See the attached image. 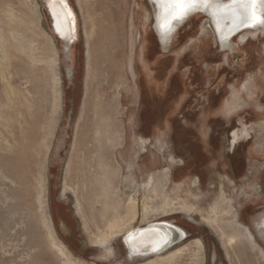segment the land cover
<instances>
[{
	"label": "rangeland",
	"instance_id": "374dc122",
	"mask_svg": "<svg viewBox=\"0 0 264 264\" xmlns=\"http://www.w3.org/2000/svg\"><path fill=\"white\" fill-rule=\"evenodd\" d=\"M68 1L74 43L56 32L53 0V16L48 0H0V264H264V36L240 33L228 55L198 14L164 48L149 0ZM208 74H246L248 90H230L237 102L217 111L228 94L216 80L206 102L210 82L199 79ZM98 94L120 99L121 137L111 154L121 172L117 214L81 203L73 169ZM251 107L258 113L244 111ZM229 120L247 121L253 139L231 145ZM81 158L85 175L89 155ZM133 194L131 227L168 220L187 239L130 258L118 226ZM49 220L76 261L54 245Z\"/></svg>",
	"mask_w": 264,
	"mask_h": 264
},
{
	"label": "bare ground",
	"instance_id": "6f19581e",
	"mask_svg": "<svg viewBox=\"0 0 264 264\" xmlns=\"http://www.w3.org/2000/svg\"><path fill=\"white\" fill-rule=\"evenodd\" d=\"M228 1L229 0H206V5L204 3H201L200 7L196 8L194 11L188 14L190 16L186 19L185 23L198 14H204L208 16V18L210 19L212 29L216 33L212 18L208 15L209 13L208 11L209 9H212V10L218 9V11L216 12L215 18L219 19L221 22H217V28L220 32V35L226 38L222 51L230 55V54L235 53L234 49L236 48L233 38H235L236 36H238L240 33H243V32L259 33V37L261 36L260 34L264 36V24H255L253 26V21L250 19V14L247 12H245V14H247L248 17H247V20L244 26L241 24L240 25L237 24L234 27H230L229 25L221 24L223 19L235 18L237 20L240 17L242 7L244 3L246 2V0H233L232 2H228ZM229 3H231V5H229ZM255 11H256L257 17L264 20V0H257V6H256ZM68 12L69 11L65 7H63L60 3L54 4V16H55V24H56L57 30L60 31L62 36L69 39L70 43H74L77 37V27H78V25L76 27L77 18L75 14H71V16H68L67 15ZM176 25L177 24L174 25V23L172 22L169 25V27L172 26L173 28H175ZM245 26L248 28H245L244 30L239 32L237 35L233 36V34L238 29H240L241 27H245ZM181 27L179 29H181ZM178 31L176 33H178ZM117 96H119V94ZM115 97L111 99H105L101 95L99 97V94H98V99L92 104L93 105L92 107L93 117H92V121L88 125L89 137L86 136V138H83L81 140L80 148L77 149L78 151L76 153L77 159L73 166V169L75 167V172L77 173L79 179L81 180L82 193H83L82 199L86 200V201H81V203L82 204L103 205L104 212L108 211V208L112 207L113 209L115 207L113 204H115V195L119 192L118 188H119L120 179H121L120 178L121 172L117 171L114 163L111 160L112 151L118 145V142L121 137L119 119H118V113H119L118 106L120 104L117 101V99L119 98L116 99ZM242 137H245V138L249 137V129L246 124H244L240 132L238 131V132L233 133L234 140H238V142H239V139ZM89 141L92 143V145L89 148H87L86 144ZM142 142L144 144H147L145 140H142ZM78 152H80V155L78 154ZM84 152L89 155L90 161L89 163H87V166L85 168V175H80L77 171V164L79 163V160L82 157ZM69 161H70L69 166L71 167L73 163L71 162V160ZM164 169H168V167ZM39 177H40V181L46 180L45 175H44V167L41 170ZM154 179H155V176L151 175L149 177V180L143 186H145L146 188L151 187L154 182ZM102 181L104 182V186L101 188L100 183ZM46 190L47 189H45V191ZM128 200H129L127 203L128 210H127L126 216L122 218V216L120 215V218L122 219V221H120V225L118 226L119 227L118 229L124 231L125 236L127 234H130V236H133L134 238H136L135 235L139 234V228L144 227V226H132L131 227L133 221H135L137 217V213H136L137 197L135 196V194H133ZM148 205L151 206L150 204ZM113 210L116 213V209L114 208ZM114 217L116 218V215ZM114 217L112 218L110 217L111 218L110 224H114L112 221ZM150 217H153V215L152 214L149 215L147 211L144 214L143 219L146 221V219H151ZM149 221L150 222H148V224L153 223L152 219ZM170 224H173V223L170 222ZM49 225H50L52 235L54 238V245L60 250V253H62V255L68 258H71V259L74 258L73 260L76 261L77 259L75 258L73 253L70 251L68 246L64 243V241L60 239L58 234L56 235L53 229L51 220H49ZM111 227L113 228V226ZM136 228L138 229L137 231L135 230ZM156 229H157L156 233L151 234L150 232H148L146 234L152 237V239H155L153 246H150L148 248H153V249H158V250L164 249L167 245L170 244L169 239L172 236L173 232L167 226H157ZM143 238L144 237H141L140 239H143ZM145 239H148V238H145Z\"/></svg>",
	"mask_w": 264,
	"mask_h": 264
},
{
	"label": "water",
	"instance_id": "95a60500",
	"mask_svg": "<svg viewBox=\"0 0 264 264\" xmlns=\"http://www.w3.org/2000/svg\"><path fill=\"white\" fill-rule=\"evenodd\" d=\"M149 1L151 2V4L153 5V8H154V18H155L154 30L157 34L159 41L162 43L163 47L168 48L170 43L173 41V38L176 35V32L185 23L186 19L190 15H187L182 20L173 21L174 25L177 24L175 28L170 26L167 29H164L161 27V24L163 23V19H162V15H161V11H162L161 7L157 6L158 0H149ZM232 1L233 0H229L228 2H232ZM48 5H49V0H48ZM67 5H68V2H67ZM229 5H231V3H229ZM225 7H227V6H225ZM49 10H50L51 15H52V9H51L50 5H49ZM217 11H218V9L217 10L209 9L208 15L212 18L213 25H214L215 30H216L217 38H218V41L220 43V47L223 48V45L225 44L226 38H224L223 36L220 35V32L217 28V22H221L219 19L215 18ZM247 17L248 16H247V14H245V10L242 7L241 15L237 20L235 18L223 19L221 24H226V25H229L230 27H234L237 24H239V25L241 24L244 26V24L247 20ZM54 26H55V21H54ZM245 28H248V27H246V26L241 27L240 29H238L233 34V36L237 35L239 32H241ZM56 32H58V34L61 35L60 31L56 30ZM63 39L69 43V39H67L66 37H63ZM157 226H167L173 232L172 236L169 239L170 244L167 245L164 249H160V250L148 248L150 246H153L155 239H152V237H150L149 235H146L148 232H150L151 234L156 233L157 232V229H156ZM180 229H181V227L179 225H177L175 223L170 224V221H168V220L156 221V222H153L152 224H148L144 227L139 228V234L135 235L136 238H134L133 236H130V234H127L126 236L124 235L123 241H124V245L126 246V249H127V252H128V255L130 256V258L148 257V256L163 253L164 251H166L169 248H171L172 246H174L177 243V241L180 239H181V241L186 240L188 237L187 231H186V234L183 235L181 233ZM135 230L137 231L138 229L136 228ZM141 237H144V238L140 239ZM145 238H148V239H145Z\"/></svg>",
	"mask_w": 264,
	"mask_h": 264
},
{
	"label": "flooded vegetation",
	"instance_id": "af4514ba",
	"mask_svg": "<svg viewBox=\"0 0 264 264\" xmlns=\"http://www.w3.org/2000/svg\"><path fill=\"white\" fill-rule=\"evenodd\" d=\"M67 2H68V5H67V7H66V9L69 11V12H71V14H75V16H76V12H75V9H74V7L71 5V3L67 0ZM74 26V25H73ZM76 27H77V24H76ZM261 33V32H260ZM260 35H262V34H260ZM76 40V39H75ZM211 76H213V73L211 74ZM246 74H238V75H232V76H230V74H227V75H218L217 77L216 76H214V78H209L210 77V74H208V75H206V77L205 78H203V79H199V80H201V81H207V82H210V85H209V87H208V95H207V97H205V99H206V102L208 101H210L211 100V98L213 97L212 96V94L211 93H213L214 92V90L215 89H217L218 88V86L217 85H215V82H216V80L217 81H219V82H224V86H223V88L225 89V91H227V94L228 95H226L222 100H223V104L221 105V108H218V110L217 111H220L222 108H223V106H224V104H225V102H227V104H226V106L227 105H229V107H231L232 106V102H237V98H231L230 97V90H232V89H236L237 91H240V90H242L243 91V87H244V90H248L247 89V87H248V85H246L245 83H244V81L246 80ZM216 77V78H215ZM222 77V78H221ZM255 81H256V85L258 84L260 87H261V81H262V79L260 78V77H258V75H256L255 76ZM201 86H204L205 87V85H202V84H197V81H194V83L192 84V87H194V89H196V88H199V87H201ZM243 93V92H242ZM241 92H240V94H242ZM235 95H233V97H234ZM241 96V95H240ZM205 107V106H204ZM225 107V106H224ZM199 111H201V110H199ZM205 111V109L203 108V112ZM239 111V110H238ZM244 111H251V112H253V113H258V110L256 109V107H251V108H245L244 109ZM218 115V114H217ZM212 117H216L215 116V114H213L212 115ZM217 117H220V115H218ZM183 118L186 120L187 119V115L185 116V115H183ZM210 118V116H208V119ZM185 120H183L184 121V123L186 124V125H190V124H188L187 122H185ZM187 121H188V119H187ZM247 122V121H246ZM246 122H236V121H233V120H229L227 123H225L226 125H227V127H229V140H230V144L232 145V139H233V144L234 145H239V143H241V142H243V141H246V142H248L249 140H247V138H245V137H242V138H240L239 139V142H238V140H234V138H233V133L234 132H240L241 131V129L243 128V123H245V124H248V123H246ZM232 123H233V126H231L232 125ZM248 126V129H249V135H251V132H250V127H251V125H247ZM252 136V135H251ZM249 138H251L250 140H252L253 139V136L252 137H250L249 136ZM208 139H210V136L208 137ZM237 145V146H238ZM237 148V147H236ZM236 148H231V153H234V150L236 149ZM264 213H262L261 214V217H262V215H263ZM260 217V218H261ZM260 220V219H259ZM262 230L264 231V223L262 224Z\"/></svg>",
	"mask_w": 264,
	"mask_h": 264
},
{
	"label": "snow or ice",
	"instance_id": "6c2138e0",
	"mask_svg": "<svg viewBox=\"0 0 264 264\" xmlns=\"http://www.w3.org/2000/svg\"><path fill=\"white\" fill-rule=\"evenodd\" d=\"M54 3H60L63 7H67V0H53ZM206 5V0H158V7H161V15L163 23L161 27L167 29L173 21L184 19L190 12L201 6ZM257 0H246L243 7L245 12L250 14V19L255 24H264V20L256 15ZM71 16V12L67 13Z\"/></svg>",
	"mask_w": 264,
	"mask_h": 264
},
{
	"label": "crops",
	"instance_id": "0c3cea01",
	"mask_svg": "<svg viewBox=\"0 0 264 264\" xmlns=\"http://www.w3.org/2000/svg\"><path fill=\"white\" fill-rule=\"evenodd\" d=\"M237 111V110H236ZM208 118V117H207ZM185 120V119H184ZM185 122H187V119L185 120ZM209 137V134H208V136H206V138H208Z\"/></svg>",
	"mask_w": 264,
	"mask_h": 264
}]
</instances>
